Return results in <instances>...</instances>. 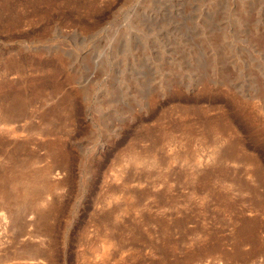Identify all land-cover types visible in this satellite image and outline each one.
<instances>
[{"label":"rangeland","instance_id":"374dc122","mask_svg":"<svg viewBox=\"0 0 264 264\" xmlns=\"http://www.w3.org/2000/svg\"><path fill=\"white\" fill-rule=\"evenodd\" d=\"M263 256L264 0H0V264Z\"/></svg>","mask_w":264,"mask_h":264},{"label":"bare ground","instance_id":"6f19581e","mask_svg":"<svg viewBox=\"0 0 264 264\" xmlns=\"http://www.w3.org/2000/svg\"><path fill=\"white\" fill-rule=\"evenodd\" d=\"M2 129V128H1ZM6 129V128H5ZM3 130H4V127H3ZM210 155V154H209ZM209 155H207V156H209ZM207 156H205V161H208L209 160V157H208V159L206 158ZM231 157V156H230ZM201 158H202V156H201ZM198 159V158H197ZM204 158H202L201 160H203ZM207 159V160H206ZM198 160H200V159H198ZM197 160V161H198ZM204 161V160H203ZM200 162V161H199ZM50 168L48 167V169H44L43 171H44V176L43 177H45L47 174L46 173H50ZM34 175V174H33ZM13 177V176H12ZM15 177H16V175H15ZM55 178H57V177H55L54 176V179ZM20 179H22V178H20ZM26 179V178H25ZM14 180H15V178H14ZM23 181V180H22ZM14 182V181H13ZM18 182H19V180H18ZM37 182V180L35 179V178H32V179H30V180H28L27 181V183L25 184V186H24V190H25V193H23V195L25 194V197L26 198H28L30 195H32V192H33V189H34V187L36 186V183ZM54 182H56V180L54 181ZM19 184V183H18ZM22 194V193H21ZM24 198V197H23ZM3 202V201H2ZM1 206L3 207V204H1ZM5 214H6V212H5ZM4 214V215H5ZM3 215V216H4ZM263 258H264V256H263ZM262 258V259H263ZM257 260V261H255V262H253V264H264V261L263 260ZM2 264V263H1ZM6 264V263H5Z\"/></svg>","mask_w":264,"mask_h":264}]
</instances>
